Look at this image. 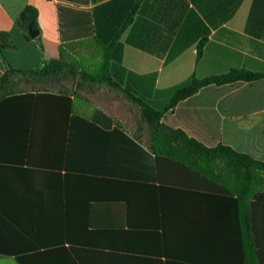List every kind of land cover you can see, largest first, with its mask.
<instances>
[{"label":"crops","instance_id":"1","mask_svg":"<svg viewBox=\"0 0 264 264\" xmlns=\"http://www.w3.org/2000/svg\"><path fill=\"white\" fill-rule=\"evenodd\" d=\"M29 6L43 50L19 25ZM133 8L120 42L137 96L156 101L192 76L262 74L205 86L162 122L264 162V0H0V76L4 58L24 70L64 57L106 71V48ZM61 83L0 98V250L10 254L0 258L264 264V176L165 145L122 90Z\"/></svg>","mask_w":264,"mask_h":264},{"label":"trees","instance_id":"2","mask_svg":"<svg viewBox=\"0 0 264 264\" xmlns=\"http://www.w3.org/2000/svg\"><path fill=\"white\" fill-rule=\"evenodd\" d=\"M66 10V9H65ZM80 14H86L85 11H76ZM135 8L132 9L122 26L110 42L107 50L108 69L98 74H93L85 69L82 64L76 63L61 57L53 60H43L41 66L32 69H18L12 66L4 57L5 71L0 76V98L13 95L18 91H40L34 87L46 83L56 84L57 82H75L77 87H82L86 82L106 84L115 90H122L127 93L130 100L140 105V113L143 121L148 124L152 131H157L158 138L167 146L181 145L184 147L197 162H204L210 165L222 162L238 171L243 177L253 175L262 178L264 176V162L252 158L251 156L238 152L232 147L218 144L216 146H207L194 137L189 136L184 130L176 129L162 122L164 115L173 111L175 107L183 100L196 94L201 88L215 84L218 86L236 83L239 81H254L262 76L244 68L232 69L229 72L213 75L210 77L198 78L192 76L186 82L168 89L158 90V99L146 100L144 97L137 96L131 89L128 82L132 80V73L122 64L123 44L120 42L122 33L132 23ZM37 9L29 6L22 14L19 25L23 31L28 34L29 26L38 28ZM90 18V17H89ZM5 35L0 34V53L6 45ZM42 50L43 45L39 36L35 37ZM201 52H198V56ZM155 75L152 77L155 79ZM124 82L126 86L123 87ZM154 82V81H153ZM62 84V83H61ZM30 89H20L21 86ZM20 89V90H19ZM162 153V148H158ZM5 250H0L1 255L6 254ZM18 264L22 263L21 256H15Z\"/></svg>","mask_w":264,"mask_h":264},{"label":"rangeland","instance_id":"3","mask_svg":"<svg viewBox=\"0 0 264 264\" xmlns=\"http://www.w3.org/2000/svg\"><path fill=\"white\" fill-rule=\"evenodd\" d=\"M74 83L75 82L70 81V82H67L65 86H67V88H72V87H74L76 85V83L75 84ZM25 87L26 86L23 85V86H21L20 89H23V88L24 89H30V87L29 88H25ZM34 88L35 89H39V90H45V89H50V88L52 89L53 86L50 83H46V84H43V85L36 86ZM0 264H17V263L11 257H1L0 258Z\"/></svg>","mask_w":264,"mask_h":264},{"label":"water","instance_id":"4","mask_svg":"<svg viewBox=\"0 0 264 264\" xmlns=\"http://www.w3.org/2000/svg\"><path fill=\"white\" fill-rule=\"evenodd\" d=\"M38 33H39V30L38 29L29 26V34H30V36L32 38L37 37Z\"/></svg>","mask_w":264,"mask_h":264}]
</instances>
